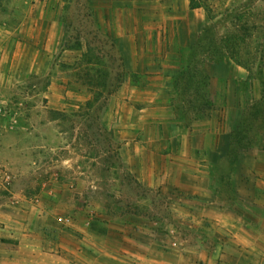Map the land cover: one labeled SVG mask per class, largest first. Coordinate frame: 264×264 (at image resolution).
Instances as JSON below:
<instances>
[{
	"label": "crops",
	"instance_id": "crops-1",
	"mask_svg": "<svg viewBox=\"0 0 264 264\" xmlns=\"http://www.w3.org/2000/svg\"><path fill=\"white\" fill-rule=\"evenodd\" d=\"M52 1L15 0L8 17L0 12V116L13 67L38 75L54 68L55 52L46 54L39 38L57 41L69 22ZM85 3L95 25L117 39L123 62L102 124L133 181L154 189L162 213L139 217L110 205L77 160L58 156L71 146L60 144L56 121L12 130L0 118V164L14 178L0 192V264H264L260 80L230 50L203 44L209 18L189 0ZM13 37L32 61L8 60ZM83 56L82 47L65 48L59 61L70 68Z\"/></svg>",
	"mask_w": 264,
	"mask_h": 264
},
{
	"label": "rangeland",
	"instance_id": "rangeland-1",
	"mask_svg": "<svg viewBox=\"0 0 264 264\" xmlns=\"http://www.w3.org/2000/svg\"><path fill=\"white\" fill-rule=\"evenodd\" d=\"M56 2L52 1L51 6H57L59 11L63 8L68 13L66 31L57 41L44 36L38 42L44 51L48 50L46 54L51 49V52H55L50 59L54 68L38 75L33 70L13 67L9 71L12 77L10 101L6 114L0 118L6 119L10 128L19 124L36 127L56 121L62 133L60 144L71 146L70 149L58 151V156L77 160L78 165L88 171V176L100 184L101 191L110 197V205L115 208L129 207L139 217L160 218V199L155 197L154 189L133 181L118 158L112 131L102 124L108 99L124 77L122 58L116 51L117 39L104 35L100 29L104 27L95 25L91 18L94 10L85 0ZM198 2L208 6L207 10L203 7L209 18L203 44L207 48L212 45L219 46L222 51H238L239 60L247 68L250 78L260 80L257 87L259 102L255 107L260 112L264 106V0ZM15 5V0H0V12L8 17V10L15 8ZM11 19L15 27L17 20ZM19 39L13 37L9 43L8 60L19 64L23 61L29 63L32 61L31 54L24 52V48L20 52L17 50ZM76 47L84 49L83 61L67 68L59 61V53L65 48ZM75 78L78 79L77 83L73 81L68 86L63 83L65 79ZM68 91L73 94L67 95ZM53 92H58L57 96L51 97ZM23 135L26 139L31 138L19 133V136Z\"/></svg>",
	"mask_w": 264,
	"mask_h": 264
},
{
	"label": "built area",
	"instance_id": "built-area-1",
	"mask_svg": "<svg viewBox=\"0 0 264 264\" xmlns=\"http://www.w3.org/2000/svg\"><path fill=\"white\" fill-rule=\"evenodd\" d=\"M13 175L0 164V192L8 191L13 183Z\"/></svg>",
	"mask_w": 264,
	"mask_h": 264
},
{
	"label": "trees",
	"instance_id": "trees-1",
	"mask_svg": "<svg viewBox=\"0 0 264 264\" xmlns=\"http://www.w3.org/2000/svg\"><path fill=\"white\" fill-rule=\"evenodd\" d=\"M189 1H190V6H191L192 9H198V8H203V7H205L206 10L208 9V6L205 3L198 2V0H189ZM230 53H231L232 57L236 61H238L239 63L242 64V62H240V60H239V53H238V51L230 50Z\"/></svg>",
	"mask_w": 264,
	"mask_h": 264
}]
</instances>
